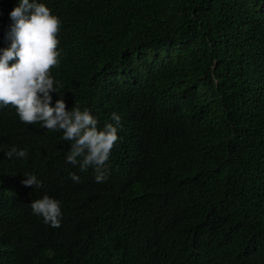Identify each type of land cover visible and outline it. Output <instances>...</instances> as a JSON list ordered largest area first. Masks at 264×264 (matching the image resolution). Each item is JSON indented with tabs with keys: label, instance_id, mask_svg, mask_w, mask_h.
Segmentation results:
<instances>
[{
	"label": "trees",
	"instance_id": "trees-1",
	"mask_svg": "<svg viewBox=\"0 0 264 264\" xmlns=\"http://www.w3.org/2000/svg\"><path fill=\"white\" fill-rule=\"evenodd\" d=\"M37 2L61 21L52 106L116 113L120 139L97 183L63 131L0 106V264H264V0ZM19 3L0 0V49Z\"/></svg>",
	"mask_w": 264,
	"mask_h": 264
},
{
	"label": "clouds",
	"instance_id": "clouds-1",
	"mask_svg": "<svg viewBox=\"0 0 264 264\" xmlns=\"http://www.w3.org/2000/svg\"><path fill=\"white\" fill-rule=\"evenodd\" d=\"M10 18L14 22L6 35L10 47L0 49V106L14 107L23 123H40L48 130L63 131V139L71 141L66 162L79 165L81 171L91 167L96 182H104L111 150L120 139L121 117L113 113L111 118L115 125L109 123L101 129L90 109L81 110L74 104L71 110H66L63 96L52 106L51 93L57 92V88L51 69L59 64L57 36L61 21L37 0H20ZM10 61L15 62L10 66ZM6 155L25 158L27 150L13 146ZM24 177L22 183L25 187L42 186L35 175L25 174ZM70 178L80 182L75 173H71ZM30 206L33 214L42 216L51 227L61 226L60 201L45 195L32 201ZM147 250L155 252L157 248L151 245Z\"/></svg>",
	"mask_w": 264,
	"mask_h": 264
}]
</instances>
